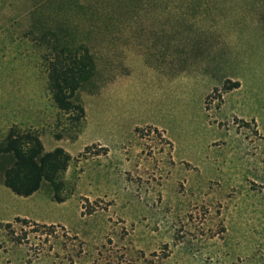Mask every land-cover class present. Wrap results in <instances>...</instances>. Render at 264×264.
<instances>
[{
  "label": "rangeland",
  "instance_id": "obj_1",
  "mask_svg": "<svg viewBox=\"0 0 264 264\" xmlns=\"http://www.w3.org/2000/svg\"><path fill=\"white\" fill-rule=\"evenodd\" d=\"M81 47L78 120L45 66ZM14 124L73 159L52 222L0 221V264H264V0H0Z\"/></svg>",
  "mask_w": 264,
  "mask_h": 264
},
{
  "label": "trees",
  "instance_id": "obj_2",
  "mask_svg": "<svg viewBox=\"0 0 264 264\" xmlns=\"http://www.w3.org/2000/svg\"><path fill=\"white\" fill-rule=\"evenodd\" d=\"M46 62L47 88L54 104L69 113L77 112L78 120L84 119V107L75 102L74 97L82 82L94 71L91 52L86 47L76 51L64 48ZM72 159L62 146L46 150L40 132L32 127L14 124L0 138V180L19 195H31L47 181L54 189V198L64 200L60 191Z\"/></svg>",
  "mask_w": 264,
  "mask_h": 264
},
{
  "label": "crops",
  "instance_id": "obj_3",
  "mask_svg": "<svg viewBox=\"0 0 264 264\" xmlns=\"http://www.w3.org/2000/svg\"><path fill=\"white\" fill-rule=\"evenodd\" d=\"M87 132L88 131L86 128L85 131L81 134L80 139L82 137H85ZM92 141L100 140L88 139L87 141L83 142V146L89 144ZM68 150L72 152L71 149ZM39 191L40 190H37L36 192L28 196L19 195L0 180V221H10L13 218L19 216L46 223L52 222L48 219L41 218L36 214L38 208L44 205L43 200L46 201L38 195Z\"/></svg>",
  "mask_w": 264,
  "mask_h": 264
}]
</instances>
